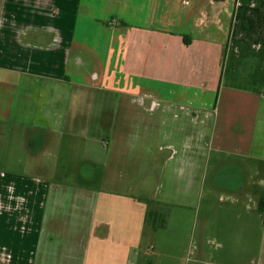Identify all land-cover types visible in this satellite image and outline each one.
<instances>
[{"label":"crops","instance_id":"1","mask_svg":"<svg viewBox=\"0 0 264 264\" xmlns=\"http://www.w3.org/2000/svg\"><path fill=\"white\" fill-rule=\"evenodd\" d=\"M238 5V0H0V264H172L165 259L177 241L192 257L184 264H264V237L257 251L244 243L260 229L244 235L238 227L244 207L237 195L244 187L227 184L234 176L238 183L247 174L243 170L222 166L217 175L225 183L218 190L235 197L226 209L233 216L231 229L224 213H208L212 196L198 203L160 196L168 161L189 160L175 176L188 177L182 186L194 193L202 188L191 169L203 161L205 178L207 149H235L242 142L240 122L217 115ZM208 58L216 59L215 80L223 68L214 88L193 82L197 65L206 69ZM182 63L188 67L184 81ZM99 64L114 77L121 72L125 86H84V80H101ZM148 65H157L156 76L146 74ZM166 65L176 71L160 74ZM206 70L212 78L211 68ZM85 93L90 107L107 99L114 111L104 123L110 140L103 170L82 137L80 154L93 160L81 184L21 174L22 169L14 175L21 148L46 158L61 154L54 145L63 149L79 138L71 128H100L79 121ZM215 93V103L204 99ZM91 141L98 148L102 138ZM258 201L253 211L259 213ZM165 205L194 215L162 224Z\"/></svg>","mask_w":264,"mask_h":264},{"label":"rangeland","instance_id":"2","mask_svg":"<svg viewBox=\"0 0 264 264\" xmlns=\"http://www.w3.org/2000/svg\"><path fill=\"white\" fill-rule=\"evenodd\" d=\"M148 35H152V32H148ZM154 35V39H156V33H154ZM103 39L104 37L102 36L101 40ZM86 50L92 53L94 52L92 51V49ZM103 55L105 57V54ZM154 55L156 56V54ZM215 61V58H208L206 60V69L211 68V73L213 75L212 78L207 79L208 72L205 69L204 65L203 67L201 65H197V69H195V71L197 72V76L194 75L195 78L193 77V82L198 86H202L206 81L209 84V87L214 88L218 85L221 70H223L224 68L223 78L221 82V86L223 88L222 93H224L220 96L219 106L221 108L218 110L217 115L221 114V117H223V119L224 117H228L229 120L233 119L232 122L237 120L240 122L243 127V136L241 137L242 142L241 144L238 143L239 145H235L237 149H234L232 145H230L227 149L224 148L222 150H219L216 147L211 148V150L209 149V151L207 149L209 160L207 161L208 165L205 178L203 177V165H205L203 161L198 160L196 163L198 167L195 168V170L191 169V172L194 171L193 173L197 171L196 173L201 180L200 187L202 189H197V191H195L194 193L185 191L186 186H182V184L185 183L187 179H189L188 177L175 176L177 172H184V170L189 167V160L185 158H175L171 161H168V165L164 166L166 170L164 172L165 177H163L165 179V187L164 191L160 193V196L164 199L170 198L175 201H183L185 203H189L191 201H195L196 203H198L201 200L204 201L203 199H205L206 196H208V198L212 196L210 198L212 204L208 213L212 212V215H221L224 213V223L227 228L231 229L233 227V216H231V210L227 211L226 209L227 207H230V203L235 197H232V195L228 194L225 191L221 192L218 190L217 187L219 185H224L225 183L220 182V180L217 181V175L222 166H224L226 169L237 167L241 171L243 170V172L247 174L241 176L238 183H235L236 177L234 176V181L227 184L228 186L241 184V186L244 187V190L242 192L240 191L239 195H237V199H239L240 202L243 203L241 205H243L244 207V213H242L243 217L237 223L239 229L242 230L244 235L257 234L256 230L260 229L259 234L256 236L257 240L256 238H254L253 241L249 239L244 241L245 245L248 246L250 250L255 248V251H257L259 247L263 245L264 237V213L253 211L255 210L254 206H256V200L259 199L261 195H264V87H260L259 85H256L255 87L252 86L249 79L250 73L246 72L249 74L242 75L239 71L234 72V70L230 68V65H227L228 59L227 61H225L226 65H223V68L221 65L219 77L215 80V73L213 69L216 66ZM95 66L99 72V77H101V80L99 82L84 80V86L86 84V86L102 87L104 89H108L112 86H125L124 77L121 72L115 75V81V77L109 69L100 64ZM156 67L157 65H148L145 70L146 74L156 76ZM176 67H168V65H166L164 69L159 68V72L160 74L169 75L170 73L176 71ZM246 67L247 71H249L250 67ZM187 68L188 67L184 63L179 66V73H182L179 78H181L183 81L185 78H187ZM193 68V65H189V72L193 71ZM146 84L149 86L154 83H149L148 81H146ZM232 86H235V89H237V91L229 89ZM75 89H85L86 93L88 92V89L82 88V86H76ZM259 92H261L262 94H259ZM86 93L85 96L82 97L81 104L82 106H84L81 108L83 114L82 119L79 121H82L83 124L86 123V125L88 122L94 121L95 123H100V128H95L94 130H92V128L85 129L81 124H79V127L71 128L70 132L79 133V138H76L74 140L70 139L69 144H67L66 147H63V149H61L60 145H54V148L60 150L61 154L58 153L57 155H50L46 158H44V153L39 156H33L30 152L27 151V149L24 150L21 148L19 155L20 160L17 166L18 169H14V175L19 174V170L22 169L21 174H23V171L27 170V173L24 174H33L34 172H36L38 173V175L42 176L41 178L43 179L45 178L48 180L60 181L69 184H81V182L83 181V174H87L88 170L91 168L90 164L93 160L87 159V153H84L83 156L80 154L79 142L82 137L85 138V148L88 149L92 156H96L97 158H99V166L103 170V164L105 162L104 158L107 153L106 146L110 140V130L108 129V127H106V125L104 126V123L106 124L109 118V112L114 114V111L112 112L110 110L107 99H103L101 103L95 105V108L90 107V102H88V99L90 97H88ZM102 94L107 96L104 93ZM204 97V99H206L207 101L215 103L216 93L211 97H209L208 95H205ZM157 123V120L154 119L153 124L156 125ZM151 129L155 130V128L152 127L149 130L147 129L150 137L152 135ZM96 136L102 138V141H100V145H98V148L96 144H93L91 141V139ZM177 140V142H180L179 139ZM186 141L187 140H183L182 142ZM39 171L42 172V174H39ZM10 178L14 179L13 176H10ZM156 178L157 175H154V179L150 180V184L153 183V189L155 186ZM248 192L253 195V198L249 199V197L245 196ZM252 199L254 201H252ZM205 203L206 202L202 203V205L204 204V206L201 209L199 215L200 221L201 216H204L206 214ZM222 206L225 209L224 211L221 210ZM247 207L252 208V211L246 210L245 208ZM162 211L163 215L162 219L160 220V223L162 224L167 223L168 219L171 223H174V218L181 215H194V210L192 212H190V210L183 212L184 210L182 209H177L174 207L171 208L168 205H165ZM171 235H173V233H171ZM177 243L178 247L174 250L173 248H170V253L166 255L165 260L167 263L169 262L172 264H184L185 262H188V258H192L186 255V252H188V247H183V249H180V241H177Z\"/></svg>","mask_w":264,"mask_h":264},{"label":"trees","instance_id":"3","mask_svg":"<svg viewBox=\"0 0 264 264\" xmlns=\"http://www.w3.org/2000/svg\"><path fill=\"white\" fill-rule=\"evenodd\" d=\"M238 2L230 32L227 65L234 72L250 73L252 86L264 87V0ZM246 66L250 67L249 71ZM259 211L264 213V199L260 203Z\"/></svg>","mask_w":264,"mask_h":264},{"label":"flooded vegetation","instance_id":"4","mask_svg":"<svg viewBox=\"0 0 264 264\" xmlns=\"http://www.w3.org/2000/svg\"><path fill=\"white\" fill-rule=\"evenodd\" d=\"M226 174H228V173H226ZM227 178V177H226ZM231 178H232V176H231ZM230 179V176H228V180ZM233 179V178H232ZM225 180H227V179H225ZM231 182V181H230ZM262 199H264V195H261V197L259 198V201H258V205H259V208H260V203H261V201H262Z\"/></svg>","mask_w":264,"mask_h":264}]
</instances>
